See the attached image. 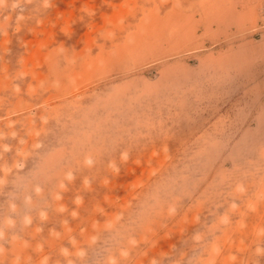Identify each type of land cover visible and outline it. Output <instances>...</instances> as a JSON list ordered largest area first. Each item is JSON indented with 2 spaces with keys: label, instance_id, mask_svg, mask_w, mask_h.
<instances>
[{
  "label": "rangeland",
  "instance_id": "1",
  "mask_svg": "<svg viewBox=\"0 0 264 264\" xmlns=\"http://www.w3.org/2000/svg\"><path fill=\"white\" fill-rule=\"evenodd\" d=\"M0 264H264V0H0Z\"/></svg>",
  "mask_w": 264,
  "mask_h": 264
}]
</instances>
